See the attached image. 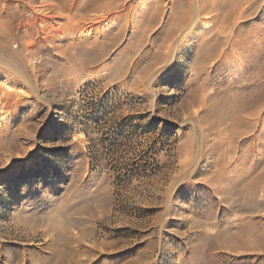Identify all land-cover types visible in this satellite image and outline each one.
<instances>
[{
	"label": "rangeland",
	"instance_id": "1",
	"mask_svg": "<svg viewBox=\"0 0 264 264\" xmlns=\"http://www.w3.org/2000/svg\"><path fill=\"white\" fill-rule=\"evenodd\" d=\"M72 1L0 0V264H264V0Z\"/></svg>",
	"mask_w": 264,
	"mask_h": 264
},
{
	"label": "bare ground",
	"instance_id": "2",
	"mask_svg": "<svg viewBox=\"0 0 264 264\" xmlns=\"http://www.w3.org/2000/svg\"><path fill=\"white\" fill-rule=\"evenodd\" d=\"M29 1H31V0H29ZM77 0H75V1H72V4L70 5V3L69 2H66V3H69L68 5H69V7L71 8V10H72V7L73 6H75L76 5V2ZM238 1H240V0H238ZM97 2H98V0H89V2L86 4V5H84V7H86V8H88V7H93V6H95V5H98L97 4ZM192 2V1H191ZM201 2H203V1H201ZM205 3V2H204ZM78 4V3H77ZM5 5V4H4ZM7 5V4H6ZM68 5H66L65 4V6L64 7H66V10H67V8H68ZM188 5H190V4H188ZM203 5L204 4H202V7H203ZM201 6V5H200ZM206 7V6H205ZM216 7H218L217 5H216ZM215 7V8H216ZM220 7V6H219ZM40 9H43L42 10V15H41V17H40V20L42 21V23L43 24H45L46 26H50L51 27V29H52V31H50V34H52L53 36L55 35H61L62 33H64L63 32V26L60 24H57V25H52L51 26V22H56L57 20H58V18H63L61 15H62V13H61V11H62V6H59V5H57V4H54V3H52V4H49L48 5V7H46V8H43V7H41ZM89 9V8H88ZM199 9H200V7H199ZM219 9V8H218ZM215 10V9H214ZM201 11V10H200ZM206 11V10H205ZM194 12V11H193ZM184 13V12H183ZM190 13V12H189ZM196 13V11L194 12V14ZM199 13V12H198ZM188 14V13H187ZM182 15V14H181ZM197 15V14H196ZM200 15V14H199ZM180 16V15H179ZM181 17V16H180ZM184 17V16H183ZM70 18V17H69ZM189 18H191V17H189ZM189 18H187V20L189 19ZM198 18V17H197ZM71 19V18H70ZM70 19H68V20H70ZM182 19H184V18H182ZM186 19V18H185ZM187 20H185L186 22H187ZM181 21V20H180ZM57 23V22H56ZM0 24H1V19H0ZM68 24V23H67ZM221 31H223V30H221ZM225 32V31H224ZM2 44H4V43H2L1 41H0V45H2ZM0 53H2L1 51H0ZM94 53V52H93ZM105 54L104 55H106L107 53L106 52H104ZM95 54V53H94ZM2 55V54H1ZM86 55V57H88L87 56V54H85ZM96 55V54H95ZM93 57V56H92ZM98 60V59H97ZM256 89L258 90V88L256 87ZM254 91H255V89H253ZM253 94H254V92H253ZM255 95V94H254ZM4 96H6L7 97V99L5 100V102H11L12 100H11V98H12V94L11 93H7V92H5V95ZM250 100V99H249ZM250 102V101H249ZM226 106H228V113L230 114V115H232L231 117H234L235 119H236V122H239V125H240V123L242 122L243 123V119H246V116H243V114L247 111V109H248V107H247V104H243V103H239L238 102V100L236 101V100H233V101H231L230 102V104L229 105H226ZM226 106L224 107V108H226ZM249 106V105H248ZM250 107V106H249ZM223 110H225V109H223ZM225 112V111H224ZM227 112V111H226ZM227 114V113H226ZM246 114V113H245ZM228 115V114H227ZM246 115H249V114H246ZM225 117H226V115H224ZM258 115H256V117H257ZM222 117V116H221ZM225 117H223V118H225ZM228 117V116H227ZM234 118H232V119H234ZM248 186V185H247ZM253 186H254V188H258V179L256 180V182H255V184H253ZM256 191V190H255ZM263 192V191H262ZM257 195H258V192H257ZM254 197V196H253ZM67 240H68V243L70 244L72 241H73V239H72V237H69V238H67ZM67 243V244H68ZM67 246V245H66ZM66 246H64V247H66ZM109 243H107V242H105L104 244H103V251H106L108 248H109ZM68 249V246L66 247V248H64L63 250H62V252L60 251H58V252H56V254H55V258L54 259H57V261H60L61 259H63V257H64V255L66 254V253H68V252H66V250ZM101 249V248H100ZM100 251V250H99ZM66 252V253H65ZM101 253V252H100ZM105 260V262H104V264H107L106 262V259H104ZM61 262V261H60ZM59 264V263H58Z\"/></svg>",
	"mask_w": 264,
	"mask_h": 264
}]
</instances>
